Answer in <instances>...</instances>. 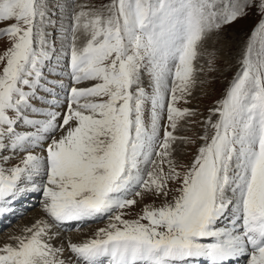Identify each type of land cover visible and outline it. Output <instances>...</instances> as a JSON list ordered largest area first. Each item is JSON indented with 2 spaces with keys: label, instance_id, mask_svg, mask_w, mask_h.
<instances>
[{
  "label": "snow or ice",
  "instance_id": "snow-or-ice-1",
  "mask_svg": "<svg viewBox=\"0 0 264 264\" xmlns=\"http://www.w3.org/2000/svg\"><path fill=\"white\" fill-rule=\"evenodd\" d=\"M252 8L260 19L240 68L197 121L201 114L182 105L204 83L201 48ZM52 23L48 0H0V214L34 191L46 216L0 245V264H230L240 257L264 264V0L80 6L64 35L66 107L31 119L27 112L40 111L32 101L44 99L37 93L55 47L46 32ZM207 55V71H215V49ZM21 121L33 131H18ZM196 124L200 133L177 134ZM197 141L182 163L181 147ZM18 152L22 159L11 164ZM145 196L160 205L125 218ZM104 217L108 224L93 237L66 248L53 243L62 240L55 228Z\"/></svg>",
  "mask_w": 264,
  "mask_h": 264
},
{
  "label": "rangeland",
  "instance_id": "rangeland-1",
  "mask_svg": "<svg viewBox=\"0 0 264 264\" xmlns=\"http://www.w3.org/2000/svg\"><path fill=\"white\" fill-rule=\"evenodd\" d=\"M65 2L68 3V6H67V3ZM108 2L109 0H55V1L48 0L49 14H50V18L53 21V23L47 27L46 32L48 33L49 42L51 44H54L55 47L52 52V59L48 62V66L44 69V80L41 82V88L38 90V93H37L38 96L43 97L44 99L43 100L37 99V100L32 101V103L36 106V108L40 110L49 109L51 99H55L56 98L55 95H57V99L59 100L64 99V103L62 107V111H64V108L66 107L65 98L67 96V88L70 85L71 80L68 75V71L64 72V76L62 78L56 77L55 75L52 74V72L55 70V65L57 69L62 70L63 62H60V60L67 57L63 54L64 47L66 44L64 40L65 30L69 27L71 23V16L73 12L79 11L80 6L92 7V6H97L101 3L106 4ZM259 19L260 17L256 14L255 8H252L248 11V14L244 18L238 19L236 22L224 26L218 34L214 33L210 39H216L215 44L211 46L209 42L208 43L209 46H207V41H211V40L208 39L207 41H205L204 43L205 45H203L201 48V51L204 52L205 54L202 55L197 61L198 67L203 65L205 68L204 73L198 76V79L203 80L204 83L198 84L197 87L193 90L191 102L188 105H182V106H187L189 108H193L197 110L198 113L201 114L195 117L194 118L195 120L200 121L204 117H206L208 115V110L214 107L215 102L223 97L225 93V89L229 86L234 75L237 73V71L240 68V58L243 54L245 41L248 38L250 31L253 29V27L256 25ZM233 34L235 35V37H240L239 41L241 42L238 45H237V41L232 42L233 39H231V37H233ZM83 39H84L83 36H81V42H83ZM225 42H229L232 46V48L229 50L228 55L237 54L236 56L237 58H236V61L233 67L228 66L227 62H224L222 64V61L220 60V58L218 59V57H220V50L222 48L221 45L224 44ZM5 46H6L5 43L2 40H0V54H2ZM212 48L215 49L216 51V56H215L214 64H213L215 71L209 72L207 71V68H208V60L210 59V57L207 55V52L212 51L213 50ZM219 60L221 61V63ZM82 86H86V85H82ZM144 86L148 89L149 93H151V87L149 86L147 82V78H145ZM45 88L51 89V91L50 92L44 91ZM53 108L54 107H51V109ZM150 110H151V105L149 102L145 104L146 124H150ZM30 113L32 115L34 112H30ZM161 123H163V121ZM17 130L21 132H30L32 131V128L29 125H25L21 121L17 126ZM200 132H201L200 125L196 124L194 127H192L191 131H186L182 128L181 130L177 132V134L178 135H195ZM57 134L58 133H56V135ZM198 145H199V141H197L196 145L182 146L181 150L177 154L178 159H180L182 163H185V164L189 163L191 159L193 158V155L196 152ZM34 150H37V148H34ZM37 151H39V153H42L41 149H38ZM7 154L8 153H4V155H7ZM23 155H24L23 152L16 153L14 159H12L10 163L11 164L18 163L22 159ZM146 170H150V166L149 168L145 169V171ZM170 187L174 189L175 187H177V185L170 184ZM139 190H140L139 188H134L130 190V192L128 193V198H135V191H139ZM175 194L176 193L174 191L171 192L169 195V199H171V197ZM22 195L18 194L17 198L11 200V202L8 205H6L7 211L4 212L3 214H0V221L5 222L8 220H11L12 218H15L16 216L20 215L23 212V209L19 208L20 206L24 207L25 209L28 208L25 215H21L17 217L13 221H11L12 224L10 226H8L7 228L3 230H0V245L11 242L9 237L14 236V235H19L21 233V230L25 226H30L32 223L35 222L36 219L46 218L45 213L41 210L42 196L38 197L39 202L36 201L35 205L31 206V204H33L32 203L33 200L34 199L36 200L35 196L33 195L30 196L26 202H23L22 205H19L18 203H16L17 200L22 197ZM24 195L29 196L27 195V193H24ZM160 203H161V200H154L153 197L151 196H145L143 200L138 199L137 205L131 209L130 213L127 214L125 218H129V219L135 218V216L138 213H140L143 205L145 204H153L154 206H159ZM30 212H36V214L33 216H30L29 218L27 217L26 214H29ZM227 220H228L227 217L221 220L220 226L221 227L225 226L227 224ZM108 222L109 221L107 217L100 218V219H94L92 220L91 224H89L88 222V223H85V225L81 226L80 229L82 230L77 231V232H72V233L76 235V234L83 233L86 230H89L87 236L93 237L92 235H94L96 230L99 228L105 227L108 224ZM76 229H77L76 225L68 226L67 229L61 228L62 240L60 241L55 240L53 241V243L60 244L62 241L65 242L66 241L65 233L68 230L74 231ZM64 258L66 260L69 258V253L67 251H65L64 253ZM205 261H206V264H208L207 260ZM197 263L198 262L196 261L195 264ZM188 264H191V261H189ZM245 264H246V259H245Z\"/></svg>",
  "mask_w": 264,
  "mask_h": 264
},
{
  "label": "bare ground",
  "instance_id": "bare-ground-1",
  "mask_svg": "<svg viewBox=\"0 0 264 264\" xmlns=\"http://www.w3.org/2000/svg\"><path fill=\"white\" fill-rule=\"evenodd\" d=\"M55 1V0H54ZM50 3H51V1H50ZM65 3H67V2H65ZM67 6H68V3H67ZM51 9V8H50ZM53 11V10H52ZM46 30H47V28H46ZM240 37H235V35L233 34V37H231V39H233L232 40V42H236L237 41V45L241 42V41H239L240 39H239ZM211 41H207V46H209L208 45V43L210 42V45L212 46L213 44H215V42H216V39H210ZM205 45V44H204ZM210 46V47H211ZM222 46V48H221V50H220V57H218V59L220 58V60L222 61V64L224 63V62H227V65L228 66H232L233 67V65H234V63H235V61H236V56H237V54H233V55H228V53H229V50L232 48V46H231V44L229 43V42H225L224 44H222L221 45ZM235 47H236V45H235ZM234 47V48H235ZM211 49V48H210ZM213 49V48H212ZM206 50V49H205ZM235 50V49H234ZM219 55V54H218ZM219 60V61H220ZM221 61H220V63H221ZM201 80V79H200ZM46 118V115H45V117L44 118H41V119H45ZM21 155V154H20ZM32 199V198H31ZM38 201V200H37ZM41 201V200H40ZM39 202V201H38ZM22 205V204H21ZM13 206V205H12ZM27 207V206H26ZM15 209V208H14ZM12 210V209H11ZM17 211V210H16ZM8 214V213H7ZM36 214V212H32V213H30V215L29 216H27V217H29L30 218V216H33V215H35ZM15 218H12L11 220H8V221H5V222H1L0 221V228H3L4 226H6V225H10L11 224V221L12 220H14ZM28 219V218H27ZM23 223V222H22ZM25 223H26V221H25ZM21 224V223H20ZM17 228H18V226H17ZM92 228V227H91ZM89 229V228H88ZM88 231L89 230H86V231H84L83 233H80V232H78V233H80V234H73V233H67V234H65V236H66V242H64L65 244V248L67 247V241H71V242H75V243H79V242H83L84 240H86V239H88V238H91V237H88L87 235H88ZM91 231V230H90ZM91 234V233H90ZM93 236V235H92ZM7 238V237H6ZM60 241V240H59ZM58 241V242H59ZM241 258V257H240ZM240 258H234V259H236V260H238V259H240Z\"/></svg>",
  "mask_w": 264,
  "mask_h": 264
}]
</instances>
